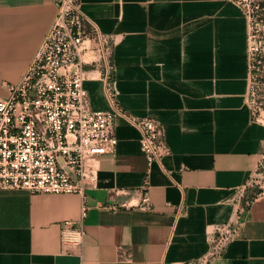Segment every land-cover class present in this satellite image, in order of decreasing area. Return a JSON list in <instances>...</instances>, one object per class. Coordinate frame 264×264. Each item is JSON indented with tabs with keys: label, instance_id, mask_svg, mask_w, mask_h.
I'll use <instances>...</instances> for the list:
<instances>
[{
	"label": "crops",
	"instance_id": "1",
	"mask_svg": "<svg viewBox=\"0 0 264 264\" xmlns=\"http://www.w3.org/2000/svg\"><path fill=\"white\" fill-rule=\"evenodd\" d=\"M57 5L0 0V97L23 75ZM81 7L115 38L116 104L158 118L169 154L148 166L139 132L117 114L115 151L91 162L96 181L85 218L76 194L0 191V264H186L209 254L223 226L235 231L210 264H264V196L248 205L238 197L260 159L264 120H253L246 104V20L233 0H81ZM85 70L90 107L111 110L103 66Z\"/></svg>",
	"mask_w": 264,
	"mask_h": 264
},
{
	"label": "built area",
	"instance_id": "2",
	"mask_svg": "<svg viewBox=\"0 0 264 264\" xmlns=\"http://www.w3.org/2000/svg\"><path fill=\"white\" fill-rule=\"evenodd\" d=\"M57 11L21 78L7 85L0 97V191L25 190L41 194H76L80 216L89 206L86 191L95 185L91 162L115 151L117 114L139 132L148 166L169 154L162 122L154 116L136 117L115 102L111 55L115 38L102 32L82 10L81 0H57ZM246 20L248 92L246 104L255 121L264 109V0H233ZM102 65L104 89L111 110H93L84 88L85 65ZM145 178L142 203L149 208ZM254 190L252 197L249 192ZM264 196V140L260 159L238 197L248 205ZM69 222H65L68 230ZM209 254L186 264H210L235 231L216 228ZM72 233L73 231L70 230ZM80 230V237L83 236ZM70 236V235H69ZM74 240V239H73ZM79 241L78 239H76Z\"/></svg>",
	"mask_w": 264,
	"mask_h": 264
},
{
	"label": "trees",
	"instance_id": "3",
	"mask_svg": "<svg viewBox=\"0 0 264 264\" xmlns=\"http://www.w3.org/2000/svg\"><path fill=\"white\" fill-rule=\"evenodd\" d=\"M254 190H252L251 192H250V196L249 197H252L253 196V194H254V192H253Z\"/></svg>",
	"mask_w": 264,
	"mask_h": 264
}]
</instances>
